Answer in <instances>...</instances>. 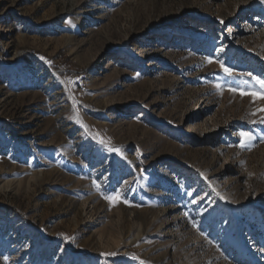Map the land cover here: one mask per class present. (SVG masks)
<instances>
[{"label": "rangeland", "instance_id": "1", "mask_svg": "<svg viewBox=\"0 0 264 264\" xmlns=\"http://www.w3.org/2000/svg\"><path fill=\"white\" fill-rule=\"evenodd\" d=\"M253 76L264 0H0V264H264Z\"/></svg>", "mask_w": 264, "mask_h": 264}, {"label": "snow or ice", "instance_id": "2", "mask_svg": "<svg viewBox=\"0 0 264 264\" xmlns=\"http://www.w3.org/2000/svg\"><path fill=\"white\" fill-rule=\"evenodd\" d=\"M70 23V21H69ZM208 60L209 63L212 62V59L209 57V58H206ZM221 67L224 69L225 73L231 75L232 74V70L229 69V68H226L224 67L223 64H221ZM248 75H252L251 73H249ZM253 80H256L260 85H261V89L262 91H264V80H261L257 77H252ZM217 87H220V85H217ZM232 91H237V89H231ZM245 93L244 92H241V95H244ZM251 95L255 96V93H251ZM260 111H264V109H261ZM240 136L242 137V140H241V144L240 146L243 147L246 143V141H250L251 139H253L252 135L250 133H246V132H241L240 133ZM114 151H119L118 149H113ZM119 194L116 195L115 199H119ZM106 199H109L110 201L113 199V197H106ZM195 202V201H193Z\"/></svg>", "mask_w": 264, "mask_h": 264}]
</instances>
